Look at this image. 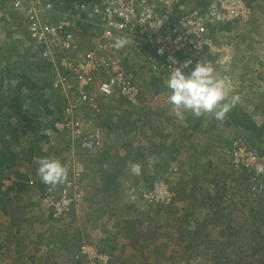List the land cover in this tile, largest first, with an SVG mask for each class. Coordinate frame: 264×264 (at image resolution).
<instances>
[{
    "label": "rangeland",
    "instance_id": "obj_1",
    "mask_svg": "<svg viewBox=\"0 0 264 264\" xmlns=\"http://www.w3.org/2000/svg\"><path fill=\"white\" fill-rule=\"evenodd\" d=\"M200 1H187L184 9L207 3ZM256 2L257 11L250 23L214 31L206 52L215 73L231 85L225 102L232 96L239 97L225 118L217 120L212 114L196 117L184 112V118L178 119L167 102L169 74L152 71L146 65L137 68L135 59L128 58L130 72L139 83H148V92L136 106L107 107L110 122L101 126L105 139L100 157L93 154L96 159H88L90 154L79 150L71 135L70 139H62L71 140L67 151L47 157L63 163L70 155L77 171L86 170L90 176L78 184L88 200L83 199L77 211L58 224L59 228L37 223L34 228L27 225L29 229L18 236V223L10 221L14 215L0 210L4 241L0 264H88L80 257V249L91 242L105 247L107 254L109 247L114 248L111 264H223L226 258L234 260L237 255H243L246 263L264 262V193L252 195L255 183L224 157L238 137L264 152V0ZM8 16L6 12L0 14V94L9 90L7 87H16L15 77L24 71L20 67L36 60L25 55L33 51L29 44L15 40L17 25ZM130 50L120 52L131 55ZM21 97L29 109L28 117L37 115L32 117L37 126L28 130L27 122L12 110L0 115V127L7 131L0 137L7 141L10 153L19 156L12 173L26 172L22 158L27 154L25 149L37 141L34 130L52 137L50 126L61 113L60 107L52 105L55 112L45 114L43 102ZM6 100H0V108ZM0 111L5 112V106ZM88 124L84 122L86 129H99L97 121L95 125ZM196 124L199 126L194 130ZM258 129L263 131L258 133ZM39 145L45 147L43 142ZM105 156L108 160L103 162ZM133 165L140 166L139 175L132 171ZM159 178L167 180L172 200L146 201L143 194L149 189L144 187V181L149 185ZM66 183L52 189L53 199L60 195L55 191ZM74 189L72 196L77 194ZM10 195L14 198L16 193ZM22 196L28 215L49 207L53 210L40 197L34 200L30 191ZM193 231L201 236H192ZM56 234L53 241L51 237ZM17 238L22 245L13 240Z\"/></svg>",
    "mask_w": 264,
    "mask_h": 264
},
{
    "label": "built area",
    "instance_id": "obj_2",
    "mask_svg": "<svg viewBox=\"0 0 264 264\" xmlns=\"http://www.w3.org/2000/svg\"><path fill=\"white\" fill-rule=\"evenodd\" d=\"M185 2L0 0V14L6 12L17 25L13 33L16 41L29 44L38 59L54 63V88L64 91L68 101L65 115L55 123L57 132L71 135L81 151L96 153L101 150L103 137L99 130L84 127V115L90 109L99 111L97 97L121 95L134 106L141 103L140 87L129 72L125 57L134 58L137 68L146 65L169 75L186 61L193 63L185 72H190L195 62L211 66V60L206 59L213 39L210 31L217 32L219 27L230 24L247 25L257 11L256 0H212L188 11L184 9ZM86 28H90L91 37L85 42L93 43L87 50L82 44ZM117 40L123 41L120 47L116 46ZM128 48L131 55L120 52ZM102 74L107 75L106 79L100 78ZM224 157L235 169L246 172L249 182L255 183L252 195L264 191V172L257 173V166L264 165L263 152L238 137ZM83 172L84 169L75 171L74 181L66 183L57 199H53L52 189H48L42 201L53 208L55 217L68 211L73 203L83 201L85 195L78 184L82 183ZM2 183L4 190L13 185L10 179ZM74 188L77 194L72 196ZM143 195L150 202H170L173 198L161 180ZM80 257L88 264H111L112 260L110 254L90 243L81 247Z\"/></svg>",
    "mask_w": 264,
    "mask_h": 264
},
{
    "label": "trees",
    "instance_id": "obj_3",
    "mask_svg": "<svg viewBox=\"0 0 264 264\" xmlns=\"http://www.w3.org/2000/svg\"><path fill=\"white\" fill-rule=\"evenodd\" d=\"M71 1V0H68ZM188 2H191L192 0H187ZM194 2L198 1V0H193ZM210 0H206V2H209ZM201 1L199 0V3ZM196 5H194L193 7H191L192 9L195 7ZM239 24H230L227 25L226 27H219L217 30L222 31V30H226L228 28H231L233 26H237ZM84 31H87L88 33L90 32V28H86L84 29ZM211 35L213 37L214 35V31H210ZM84 34V33H83ZM84 37H82L83 39ZM88 38V37H87ZM89 42V40H85ZM91 42V41H90ZM85 43V42H83ZM26 56L30 55L31 58H35L37 56V54L34 53H25ZM36 60L33 62L31 61L28 64H25V66L21 69H23L24 71L26 70L27 72L21 73L19 76L15 77L17 79V84L16 87H7L9 90L7 91H2V94H0V100H5V103L1 106L2 108L5 106L6 111L2 112L0 111V115H4L8 114V112L15 111L18 114H20L22 116V118L27 122V129L28 130H32L33 128H36L35 126H37L36 123H33V119L32 117H36V114H31L30 117H28L29 115V109H27L25 107V105L20 101L22 99L21 96H25L27 101H41L44 103V105H42L45 109V114L46 113H54L55 109L52 108V105H56L60 108V116L57 117V119L55 118V121L59 120L61 118V116L63 117L65 115V108L61 107V103H64V106L66 105V103L68 102L66 99V94L64 91L60 90V89H56L54 88V82L56 79V74H55V68H54V63L47 60H43V59H38L37 57L35 58ZM125 62L128 65V58L125 57ZM129 72L130 69L128 68ZM68 76H70V74L67 73ZM105 76H107L106 74H102L101 75V79H103ZM106 79V77L104 78ZM136 83L138 84V86L140 87V93L141 96L139 98V100H142V96L144 94H146L148 91L147 86L148 83L147 82H141L139 83V81H136ZM10 84V83H8ZM3 87V86H2ZM1 87V88H2ZM4 92H6V94H4ZM91 92V91H90ZM95 92V91H94ZM59 93V94H57ZM157 94V93H155ZM52 95V96H51ZM51 97V98H49ZM108 100L110 101H114L110 104H108ZM97 103H98V108L99 111H94V110H87V114L84 117V122L85 123H89L88 125H92L94 123V125L96 124L97 121V130H99L102 134L103 139H105V135H104V129L101 128L102 123L106 124L109 123V116L107 113L106 109H109L107 107H111L112 105L115 104H124V105H132V103L125 99V97L121 96V95H116L114 98H104V97H97ZM0 108V109H2ZM42 108V107H41ZM58 111V110H57ZM64 115H63V114ZM230 116H234V114H230ZM55 121H53V123L51 124V135L52 137H50V135H39V132H37L36 130H34L33 133H35L36 135V142L32 143L28 146L27 149H25L26 151V155L23 156V161L25 163V167L24 170L26 171L25 173H12V169L14 168V166L17 163V160L19 159L18 153H10V147L7 146V141L4 139H1L0 137V143H2V150H0V210L5 213V214H11L14 215L13 218L11 217L10 221H12L13 223L17 222L18 226L16 227V236L17 233L23 232L24 230H26L25 228H28L33 226V228L36 226V224L40 223L43 226H48L50 228H56L58 226L59 223L64 222L68 216L78 207L80 206V204H82V202L79 203H73L72 206L70 207V209L68 211H66L64 214H62L61 216L55 217L53 210H51V208L49 207V209H44V212L42 211H38L36 213H34V215H28L27 213V208L28 207H24L26 206L27 202L25 199H23L24 197L22 196L24 193L27 192H31L32 193V198L34 197V200L37 201V198L41 195V197L39 199H44V197H46V194L48 193L47 191V187L54 189L55 186H51V185H45L44 183H42V181L40 180L38 174H37V169L39 167V162L41 159L50 157V156H56L57 154H61L64 151H67V148L69 147V142L71 141H63L62 139L64 138H69L67 132L64 133H56V129H55ZM199 124H196L193 129L196 130L198 129ZM90 128H88L87 130H89ZM96 130V129H94ZM261 131H263L261 129ZM261 131H259L258 129V133H261ZM0 133L3 135L7 134V131H5L4 127H0ZM71 137V136H70ZM70 139V138H69ZM40 142H43L45 144V147L41 148ZM6 143V147L5 146ZM104 146V145H102ZM102 146H101V150H102ZM259 151L263 152L262 149L257 148ZM80 150V149H79ZM100 150V151H101ZM100 151H98V156L100 157L99 153ZM51 153V155H50ZM264 153V152H263ZM49 154V155H48ZM48 155V156H47ZM68 157L66 158L67 161L63 162L62 164L67 168L68 170V175H67V179L65 180V182H69V181H74V176H75V167L72 165L71 160L72 158L70 157V155H67ZM22 157V155H21ZM73 157V155H72ZM71 158V160H70ZM92 158L93 160L96 159L95 156L90 155L88 157V159ZM107 159V157L105 156V159L103 160V162H105ZM175 160V159H174ZM69 161V162H68ZM86 169H88L87 167H85ZM90 175L86 176L89 177ZM10 179L13 181V187H9L7 190H4L2 188L3 185V180L4 179ZM85 181V180H84ZM147 186V187H145ZM66 187L65 185H62L59 187V189L57 191H55L56 193L60 194L61 191ZM144 187L149 189L152 187V184L148 185V181L145 180L144 181ZM10 193H16L15 197L13 198L12 195H10ZM23 197V198H22ZM85 201H87V198H84ZM22 203L24 205H22ZM9 207V209H8ZM131 208H133L134 210L137 209L135 205H132ZM13 209V210H12ZM53 209V208H52ZM32 209H30L31 211ZM77 211V209H76ZM10 212V213H9ZM20 222V223H19ZM26 223L25 227L23 223ZM27 225H29V227H27ZM2 227L0 226V252L3 251L4 248V241H2V236H1V232L3 231V229H1ZM42 234V233H41ZM192 236L195 237H199L201 235H199V233L197 231H193L190 233ZM14 236V235H13ZM42 235L39 236V238ZM56 235H53L51 238H53L55 241V237ZM15 238V237H14ZM13 240H17L16 243L19 245L21 244V241L19 238L17 239H13ZM264 242V241H263ZM103 243V242H101ZM91 244H95L93 242H91ZM98 246V245H97ZM100 248L101 251L103 252H107L108 250L105 249V247H103L101 245L98 246ZM109 251L110 254L114 251L113 247H109ZM109 253V252H108ZM1 255V253H0ZM238 257L235 256L234 260H229L225 259V262L223 264H252V263H246L243 262L241 258L243 255H237ZM216 264V263H215ZM220 264V263H218ZM258 264V263H256ZM261 264H264V262H261Z\"/></svg>",
    "mask_w": 264,
    "mask_h": 264
},
{
    "label": "clouds",
    "instance_id": "obj_4",
    "mask_svg": "<svg viewBox=\"0 0 264 264\" xmlns=\"http://www.w3.org/2000/svg\"><path fill=\"white\" fill-rule=\"evenodd\" d=\"M211 1L203 5L209 4ZM122 44V40H117V47ZM192 63V61H186L183 67H176L168 76L166 87L169 89L170 95L167 102L172 105L177 118L181 120L184 118V112H191L196 117L212 114L215 119L223 120L239 97L232 96L229 102H225L228 100L231 91L230 83L215 73L214 69L204 62H195L192 70L185 72L184 69ZM56 133H58L57 130ZM87 154L97 155L98 152ZM132 171L139 175L141 168L139 165H133ZM261 172H264V165L257 166V173ZM37 174L45 185L56 186L65 182L68 170L58 159L44 158L39 162ZM86 174L84 169L82 181L86 178ZM160 180L166 184L168 183L166 179L159 178L152 183V187L149 189H152L154 184Z\"/></svg>",
    "mask_w": 264,
    "mask_h": 264
},
{
    "label": "crops",
    "instance_id": "obj_5",
    "mask_svg": "<svg viewBox=\"0 0 264 264\" xmlns=\"http://www.w3.org/2000/svg\"><path fill=\"white\" fill-rule=\"evenodd\" d=\"M72 1V0H71ZM82 37H85V40H86V38L87 37H91L90 36V34L87 32V31H84V34H82ZM83 42H85L84 40H83ZM82 42V44H83V47L87 50V49H91L92 48V46H93V43L91 42V44L90 43H83ZM159 136H161V137H164V135H162V134H160Z\"/></svg>",
    "mask_w": 264,
    "mask_h": 264
}]
</instances>
